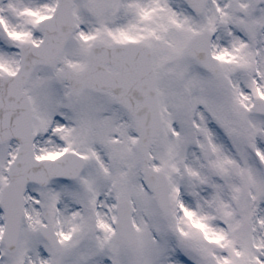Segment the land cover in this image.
<instances>
[{
    "label": "snow or ice",
    "instance_id": "6c2138e0",
    "mask_svg": "<svg viewBox=\"0 0 264 264\" xmlns=\"http://www.w3.org/2000/svg\"><path fill=\"white\" fill-rule=\"evenodd\" d=\"M0 264H264V0H0Z\"/></svg>",
    "mask_w": 264,
    "mask_h": 264
}]
</instances>
